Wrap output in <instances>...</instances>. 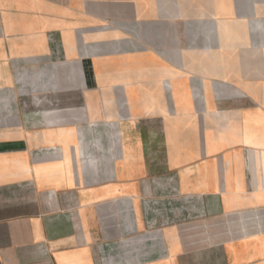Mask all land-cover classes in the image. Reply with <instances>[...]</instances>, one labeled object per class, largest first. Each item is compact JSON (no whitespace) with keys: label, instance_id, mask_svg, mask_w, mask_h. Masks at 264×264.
I'll list each match as a JSON object with an SVG mask.
<instances>
[{"label":"crops","instance_id":"obj_1","mask_svg":"<svg viewBox=\"0 0 264 264\" xmlns=\"http://www.w3.org/2000/svg\"><path fill=\"white\" fill-rule=\"evenodd\" d=\"M0 264H264V0H0Z\"/></svg>","mask_w":264,"mask_h":264},{"label":"rangeland","instance_id":"obj_2","mask_svg":"<svg viewBox=\"0 0 264 264\" xmlns=\"http://www.w3.org/2000/svg\"><path fill=\"white\" fill-rule=\"evenodd\" d=\"M104 27H105V28H108V27H110V24H106Z\"/></svg>","mask_w":264,"mask_h":264}]
</instances>
